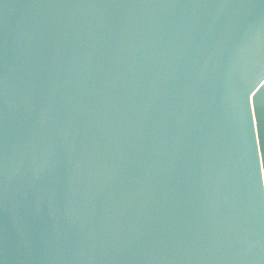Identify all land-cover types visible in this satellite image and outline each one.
I'll list each match as a JSON object with an SVG mask.
<instances>
[{
	"label": "water",
	"instance_id": "water-1",
	"mask_svg": "<svg viewBox=\"0 0 264 264\" xmlns=\"http://www.w3.org/2000/svg\"><path fill=\"white\" fill-rule=\"evenodd\" d=\"M0 264H264V0H0Z\"/></svg>",
	"mask_w": 264,
	"mask_h": 264
}]
</instances>
